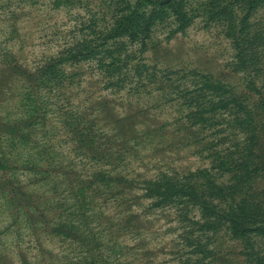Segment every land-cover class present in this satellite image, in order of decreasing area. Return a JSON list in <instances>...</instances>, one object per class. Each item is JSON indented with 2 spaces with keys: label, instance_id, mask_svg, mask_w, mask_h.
Instances as JSON below:
<instances>
[{
  "label": "rangeland",
  "instance_id": "1",
  "mask_svg": "<svg viewBox=\"0 0 264 264\" xmlns=\"http://www.w3.org/2000/svg\"><path fill=\"white\" fill-rule=\"evenodd\" d=\"M0 264H264V0H0Z\"/></svg>",
  "mask_w": 264,
  "mask_h": 264
},
{
  "label": "trees",
  "instance_id": "2",
  "mask_svg": "<svg viewBox=\"0 0 264 264\" xmlns=\"http://www.w3.org/2000/svg\"><path fill=\"white\" fill-rule=\"evenodd\" d=\"M152 4H156V5H162V4H166L172 0H147ZM211 86V85H210ZM244 97V96H243ZM232 103H240L242 102L243 104H245L247 102V98H239L237 100H231ZM240 105V104H239ZM239 105H235L237 111L235 112V117L231 122V126H237L240 128H243L244 130H246V132H251L253 130H255L256 128V124H257V117H258V110L256 106H252L251 108L253 110L250 109V107L245 104L243 105L244 107L240 108ZM206 112H204L202 109L199 110H195L191 112V116L195 117V116H199V115H204ZM239 114V115H238ZM261 130V129H260ZM256 136L252 137L251 139H245V141L248 144L252 143V140L255 138ZM248 146V145H247ZM251 148L248 149L249 153L251 152Z\"/></svg>",
  "mask_w": 264,
  "mask_h": 264
}]
</instances>
